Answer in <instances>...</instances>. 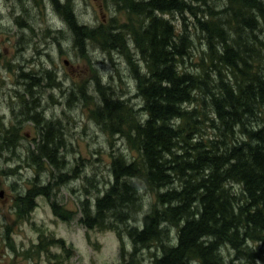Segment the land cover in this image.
Wrapping results in <instances>:
<instances>
[{"label":"trees","instance_id":"16d2710c","mask_svg":"<svg viewBox=\"0 0 264 264\" xmlns=\"http://www.w3.org/2000/svg\"><path fill=\"white\" fill-rule=\"evenodd\" d=\"M50 1L59 13L63 9L77 41L99 43L125 59L135 74V98L142 103L135 111L112 100L111 86L98 88L103 103L94 119L109 135L124 137L137 157L112 158L109 189L91 207L89 201L81 204L83 227L116 230L120 237L121 224L134 252L157 250L152 264H237L223 256L226 247L237 258L263 259L254 246H264V40L257 35H264V0H225L219 12L210 0H109L128 16L123 24L111 18L106 29L79 25L69 0L60 8L58 0ZM174 14L191 16L193 27L205 33L202 55L216 68L214 83L199 63L194 64L197 74L186 70L180 42L187 28L183 23L178 31L163 17ZM127 36L140 68L128 51ZM244 39L250 43L242 44ZM250 52L256 64L248 60ZM38 86L36 80L27 91L33 94ZM105 90L110 96L103 95ZM25 116L41 127L40 114ZM45 128L46 145L27 148L26 156L37 168L45 159L58 169L55 134L49 123ZM0 139L5 150H16V133L3 130ZM141 190L154 202L129 226L141 210ZM44 193L34 186L16 197L18 215L32 211L33 198Z\"/></svg>","mask_w":264,"mask_h":264},{"label":"rangeland","instance_id":"374dc122","mask_svg":"<svg viewBox=\"0 0 264 264\" xmlns=\"http://www.w3.org/2000/svg\"><path fill=\"white\" fill-rule=\"evenodd\" d=\"M210 1L216 12L226 8L225 0ZM69 3L79 25L106 29L111 18L119 24L127 22V13L109 0H69ZM65 4L66 0L57 2L59 8ZM61 13L63 9L59 13L50 0H0V132L9 129L18 138L14 151L5 150L0 144V264H152L157 250L134 252L121 224L117 228L119 237L116 230L87 231L80 222L84 211L81 204L89 201V206L92 205L96 197H102L109 189L112 158L117 154L128 161L137 157L124 137L109 135L94 119V111L103 103L98 88L111 86L112 100L123 101L135 111L142 103L135 98V74L125 59L113 50L110 53L102 50L99 43L77 41ZM163 17L178 31L183 23L187 28L182 35L183 44L180 42L186 54V70L197 74L194 64L199 63L214 83L216 68L210 64L208 55H202L203 30L193 27L189 15L184 19L178 14ZM259 34L264 40V35ZM128 38L125 40L128 51L140 68V59ZM248 43V39L242 42ZM251 56L253 52L247 57L250 62ZM141 73L144 75L145 71L141 69ZM224 75L227 76L225 70ZM36 80L39 86L30 94L28 85ZM109 93L105 90L103 95L110 96ZM27 113L40 114L41 127H36L35 120H28ZM143 116L137 114L141 119ZM47 123L55 134L56 159L61 161L58 169L45 159H41L44 164L37 168L32 158L26 156L27 148L46 145L41 136L45 137ZM33 184L45 193L33 200L28 215H18L16 197L33 188ZM139 196L141 210L129 221V226L134 227L137 218L154 202L150 192L141 190ZM171 236L175 237L174 229ZM22 250L27 252L22 255ZM36 251H39L37 258ZM254 251H260L263 259L237 258L227 247L223 256L237 264H264V246H254Z\"/></svg>","mask_w":264,"mask_h":264},{"label":"flooded vegetation","instance_id":"af4514ba","mask_svg":"<svg viewBox=\"0 0 264 264\" xmlns=\"http://www.w3.org/2000/svg\"><path fill=\"white\" fill-rule=\"evenodd\" d=\"M27 99H28V98H27ZM40 134H42V132H40ZM41 137H42V142L45 144V143H46V139L43 138V136H41ZM34 181H36V180L34 179ZM33 185L36 186V187H38L36 184H33ZM30 189H32V188L27 189V191H25V193H27L28 190H30ZM42 195H43V194L34 197L33 200H34L35 198L39 197V196H42ZM32 202H33V201H32ZM32 204H33V203H32ZM33 207H34V206H33ZM17 211H18V209H17ZM22 212H24L26 215L29 214L27 211H22ZM25 252H27V250H22V251H21V254L24 255Z\"/></svg>","mask_w":264,"mask_h":264},{"label":"bare ground","instance_id":"6f19581e","mask_svg":"<svg viewBox=\"0 0 264 264\" xmlns=\"http://www.w3.org/2000/svg\"><path fill=\"white\" fill-rule=\"evenodd\" d=\"M236 53V52H235ZM239 63V62H238ZM138 99V98H137ZM144 250V249H143Z\"/></svg>","mask_w":264,"mask_h":264},{"label":"water","instance_id":"95a60500","mask_svg":"<svg viewBox=\"0 0 264 264\" xmlns=\"http://www.w3.org/2000/svg\"><path fill=\"white\" fill-rule=\"evenodd\" d=\"M0 196H1V193H0Z\"/></svg>","mask_w":264,"mask_h":264}]
</instances>
